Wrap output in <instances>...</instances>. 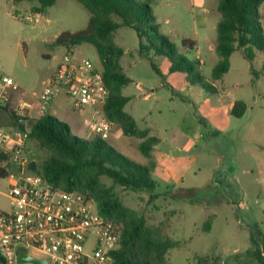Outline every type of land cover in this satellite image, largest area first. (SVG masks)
Segmentation results:
<instances>
[{
  "label": "rangeland",
  "instance_id": "374dc122",
  "mask_svg": "<svg viewBox=\"0 0 264 264\" xmlns=\"http://www.w3.org/2000/svg\"><path fill=\"white\" fill-rule=\"evenodd\" d=\"M137 1L150 5L159 33L175 48L176 61L182 62L183 57L193 65L189 72H171L172 61L166 55L154 50L146 57L139 54L133 29L115 31L113 42L123 50L120 65L131 79L122 91L130 97L124 111L141 129H150V136L159 143L153 147L151 160H145L137 149L142 139L125 137L114 123L110 139L116 142L106 141L137 163L156 162L151 173L155 197L151 199L145 190L116 185L105 176L100 182L123 206L143 216L155 237L176 244L165 255L167 264H262L264 54L256 51L248 61L242 51H235L228 72L213 82L211 70L220 57L208 47L211 41L216 44L218 0H202L201 5L193 2V8H187L190 0ZM34 5L27 0H0V79L11 77L29 99L41 90L68 48L55 43V37L84 30L90 18L76 0H56L42 14L34 13ZM259 11L264 32V4ZM112 20L120 22L115 16ZM183 40L188 41L183 44ZM76 54L101 66L95 48L88 43L77 45ZM198 73L213 93L188 81L189 74ZM234 99L246 104L241 118L227 112ZM42 115L57 118L48 107ZM199 133L201 137L195 141L193 137ZM27 151L38 169L49 157L31 139ZM8 182L0 178L2 210L9 206L4 195Z\"/></svg>",
  "mask_w": 264,
  "mask_h": 264
},
{
  "label": "trees",
  "instance_id": "16d2710c",
  "mask_svg": "<svg viewBox=\"0 0 264 264\" xmlns=\"http://www.w3.org/2000/svg\"><path fill=\"white\" fill-rule=\"evenodd\" d=\"M12 1L17 3L23 0ZM27 1L35 3L32 6L34 13L42 14L56 0ZM76 1L90 14L87 28L74 33H61L55 43L63 46L88 43L95 48L103 80L109 90L108 99L102 108L104 115L119 126L125 137L142 139L137 149L145 160H151V151L158 139L149 136L148 130L141 129L136 120L124 111L130 98L123 96L122 91L131 83V79L122 71L120 59L123 50L113 42V34L120 27L133 29L139 39V54L146 57L149 51L154 50L156 54L166 55L172 61L171 72H189L193 63L183 57L180 58L182 62L176 61L175 48L166 36L159 33L148 3L137 0ZM262 4L264 0L217 1L215 10L220 20L216 24L215 51L220 61L211 70V81L222 79L228 72L229 59L235 51H242L248 61L254 59L256 51L264 54L262 14L259 11ZM113 16L120 22L112 20ZM187 41L183 40L182 43ZM188 81L199 84L208 92L214 91L205 85V78L200 73L189 74ZM244 112V103L236 101L231 115L241 118ZM13 126H17L15 122ZM28 129L29 139L49 153L48 159L37 168L36 173L59 189L93 199L100 215L122 225L118 247L111 254L114 264H167L165 255L176 244L155 237L147 227L145 218L123 206L112 190L100 182V177L105 176L121 187L133 191L145 190L152 199L156 188L151 176L154 162L149 165L137 163L106 140L98 137L83 139L73 135L67 123L50 115L32 121ZM7 159L8 156L0 150V178H6L9 174L4 164ZM258 234L256 232V237L262 242Z\"/></svg>",
  "mask_w": 264,
  "mask_h": 264
},
{
  "label": "built area",
  "instance_id": "2783aa9c",
  "mask_svg": "<svg viewBox=\"0 0 264 264\" xmlns=\"http://www.w3.org/2000/svg\"><path fill=\"white\" fill-rule=\"evenodd\" d=\"M19 86L11 77L0 79V111H10L17 126L0 125V150L8 156L6 196L9 206L0 209V264H18L20 252L47 264H114L111 256L119 244L122 225L99 214L93 199L64 191L26 166L31 103L19 99ZM42 113L52 101L65 97L73 112L86 116L94 137L109 139L113 123L103 113L109 90L101 66L76 54L68 46L56 69L38 93H32ZM24 119V127L17 120ZM37 170V169H36Z\"/></svg>",
  "mask_w": 264,
  "mask_h": 264
},
{
  "label": "crops",
  "instance_id": "0c3cea01",
  "mask_svg": "<svg viewBox=\"0 0 264 264\" xmlns=\"http://www.w3.org/2000/svg\"><path fill=\"white\" fill-rule=\"evenodd\" d=\"M193 2H196L199 5H201L203 3L202 0H190V2H188L187 8L189 6H191V8H193L192 7L193 6ZM215 8H216V5H215ZM202 10H203L204 13H207V11H208L207 8H205V7L202 8ZM215 30H216V27H215ZM58 36L59 35H57L55 37V40H56V38ZM61 46H63V45H61ZM215 47H216L215 42L214 41H211V43L209 44V47H208L209 52H210V50H212V53H213V51H215ZM66 48H67V46H66ZM202 62H203V60H202ZM55 69H56V67H55ZM33 93H38V92H33ZM26 94L27 93H23L22 91L15 92L13 94V97H12V99H13L12 100L13 101L12 102V105L15 104L19 99L25 98V99H27L31 103V106H32V109L29 112L30 113L29 116L31 118L36 119V120L39 119V118H41L43 115H42V113L39 110V103H38V101L34 97H33L34 99H29L28 94L27 95ZM236 101H242L244 103V105H245V112H246L247 107H246L245 102L243 100L234 99L231 102V104H230L229 110L227 111L228 114L231 115V110H232L233 105H234V103ZM48 108L50 109L51 113H53L54 116H56L57 118H59V120H62L63 122L67 123L70 126V130L74 131V134L76 136H78L80 138H83V139H91V137L93 138V136H91V135H85V133H86L85 131H87L86 124H85L86 116L81 115V114H78L79 116L74 115L75 112H73L71 110V108H70V102H69V100L67 98H65V97H58V98L54 99L52 101V103L48 106ZM245 112H244V114H245ZM81 119H82V121H80ZM13 122L14 121H13V118H12V115H11L10 111H6V110L0 111V125H2L4 127L11 128V127H13ZM145 129L146 128H144V130ZM147 130H148V134L150 136V129H147ZM84 135H85V137H84ZM200 137H201V134L199 133V134H195L193 138H194L195 141H198L200 139ZM109 139H110V137H109ZM110 140L113 141V142H116V141H114L112 139H110ZM158 143H159V139H158ZM27 146H28V142H27ZM153 147H155V145ZM152 152H153V148H152V151H151V157H152ZM30 161H32V159ZM154 163H155V167H154V169H155L156 168V162H154ZM8 186H9V182H8ZM4 195L6 196V193H4ZM6 198H7V196H6Z\"/></svg>",
  "mask_w": 264,
  "mask_h": 264
},
{
  "label": "water",
  "instance_id": "95a60500",
  "mask_svg": "<svg viewBox=\"0 0 264 264\" xmlns=\"http://www.w3.org/2000/svg\"><path fill=\"white\" fill-rule=\"evenodd\" d=\"M20 127H24V119L17 120ZM26 169L30 172H36V162L34 160L30 161L26 166ZM18 264H47L45 259H39L32 256L25 255L23 252L18 254L17 258Z\"/></svg>",
  "mask_w": 264,
  "mask_h": 264
}]
</instances>
